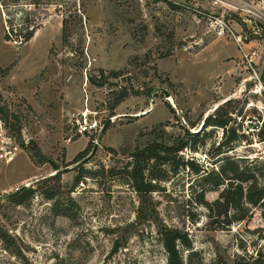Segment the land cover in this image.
Listing matches in <instances>:
<instances>
[{
  "label": "rangeland",
  "instance_id": "1",
  "mask_svg": "<svg viewBox=\"0 0 264 264\" xmlns=\"http://www.w3.org/2000/svg\"><path fill=\"white\" fill-rule=\"evenodd\" d=\"M38 8L42 24L23 44L6 40L0 21V107L9 117L0 113V147L11 150L9 162L0 158V195L35 188L22 204L0 199V230L9 235L0 236V264H168L163 227L187 236L182 264H264V205L246 204L236 220L234 209L213 217L204 203L223 201L227 180L203 187L191 166L159 165L156 190L138 193L121 172L136 147L177 136L197 148L177 155L206 171L228 158L264 166V0H42ZM99 68L122 75L100 86L87 78ZM244 79V91L218 105ZM160 87L170 95L154 93L151 107ZM211 113L227 126H203ZM85 114L98 125L81 135ZM108 120L96 151L79 163L96 174L74 185L79 164L69 162L90 154ZM230 128L237 142L218 149ZM35 148L59 168L37 162Z\"/></svg>",
  "mask_w": 264,
  "mask_h": 264
},
{
  "label": "trees",
  "instance_id": "2",
  "mask_svg": "<svg viewBox=\"0 0 264 264\" xmlns=\"http://www.w3.org/2000/svg\"><path fill=\"white\" fill-rule=\"evenodd\" d=\"M41 1L42 0H0V21H2L5 26L4 37L6 40L17 41L19 44H23L34 36L35 31L42 24L43 17L35 15L32 8H37L39 10L38 7H40ZM236 21L241 25L243 30L247 29V24L242 19L237 18ZM66 25L67 20L64 18L62 20L63 32L66 30ZM260 26L262 30H264V25L260 23ZM254 31L255 32L252 33L249 39L257 37L256 33L259 30ZM6 72L7 69L0 66V75H4ZM104 73L105 70L99 68L97 74L94 76H87V78L89 81H93V78H96L95 83L102 86L103 83H105L103 79L121 76L122 70H111L108 72L107 76L104 75ZM137 93L138 90L135 91V94ZM126 94L125 91L121 92L116 98L115 104L121 101ZM217 110L218 108H216L215 111ZM0 113L2 119L7 122L9 117L6 114H2L1 107ZM227 123L228 121L222 119L218 114L211 113L204 119L203 126L225 128ZM161 125L162 124L159 126ZM226 133L225 139L218 144V149L222 147L231 149L233 142H237L238 137L235 128L227 129ZM189 134L191 136L198 135V133L194 132ZM21 145L23 147V144ZM185 148H189L194 152L197 151L196 146L192 148L188 140L179 136L173 138L170 143L168 141L158 142L157 140H151L142 147H136L129 154L130 160L121 168L124 183L128 184L138 193L153 192L158 187V182L160 180L159 176L152 172L154 166L167 165L171 170H176L180 166H191L195 173L200 175V184L203 187L205 185L218 186L222 184L223 181L227 180V185L221 192L223 201L216 199L211 204L204 202L210 210V214L213 213V217L219 215L226 216L230 208H232L235 210L233 218L241 220L244 219L249 212L248 207L245 206L246 204L253 207L264 205V183L261 184L258 180L259 176L264 178V166L259 168L254 166L248 167L242 163L244 161L242 159L246 158H228L220 171H206L204 168L196 165L193 158L184 160L181 156L177 155L178 152L183 151ZM35 149L36 151L33 157H35L37 162H48L54 170L59 168L53 160L42 154L38 148ZM83 153L84 151L79 152L69 164L78 162L83 157ZM175 160L177 161L175 162ZM261 169L263 171H261ZM95 174L96 171L87 170L82 164H79L74 185L83 181L85 177H93ZM34 191L35 188L27 186L7 200L14 204H22L32 197ZM200 201L203 202V198H201ZM213 205L218 206L216 214L213 212ZM242 206H244V208ZM0 236L5 241L9 238V235L2 230H0ZM158 237L167 254L168 264H182L180 247H187L190 245L185 233H182L181 230L177 228L163 227L158 230ZM257 253L258 251L256 254ZM260 257L261 253L255 258V261H259L261 259Z\"/></svg>",
  "mask_w": 264,
  "mask_h": 264
},
{
  "label": "built area",
  "instance_id": "3",
  "mask_svg": "<svg viewBox=\"0 0 264 264\" xmlns=\"http://www.w3.org/2000/svg\"><path fill=\"white\" fill-rule=\"evenodd\" d=\"M250 67H251V72L248 79H250L251 82L254 83V86H256L257 84L260 86V88L258 87L257 91L261 93V89H263V84L261 82V74L252 66ZM250 80L244 79L241 84L245 86L246 82ZM97 125H98V121L95 118H90L87 114H85L83 115V118H81V124L79 125L77 131L79 134L82 135L90 132L91 130H94ZM9 153H11V150H6L0 147V158H4L5 162H9L11 159V156H8Z\"/></svg>",
  "mask_w": 264,
  "mask_h": 264
},
{
  "label": "water",
  "instance_id": "4",
  "mask_svg": "<svg viewBox=\"0 0 264 264\" xmlns=\"http://www.w3.org/2000/svg\"><path fill=\"white\" fill-rule=\"evenodd\" d=\"M244 89H245V88H244V85L241 84V85L239 86V88L236 89L233 93H231L229 96H227L226 98H224V99H222L220 102H218V105H219V104H222V103H226L227 101L231 100V99H232L233 97H235L236 95L242 93V92L244 91ZM158 91H161V92L164 94V96H166V97H168V96L170 95L169 92H168L166 89L162 88V87H160V88H154V89L151 91V93H150L151 107L153 106L152 102H153V96H154V93H156V92H158ZM148 111H149V109H148V110H145L142 114H145V113H147ZM109 123H110V120H108L107 123L102 127V130H101V132L99 133L98 137L96 138V141L94 142V145H93V148H92V151L90 152V154H89L88 156H86L85 158H83L82 160L76 162L75 165H78L79 163H84V162H86V161L92 156V154L94 153V151H96V149H97V147H98V141L100 140L102 133L105 131L106 126H107V124H109ZM27 186H28V184H23V185L20 186L19 188H16V190H14L13 192L6 193V194H2V195H0V199H8V198H10L11 196L15 195L16 193L20 192L22 189H24V188L27 187Z\"/></svg>",
  "mask_w": 264,
  "mask_h": 264
}]
</instances>
